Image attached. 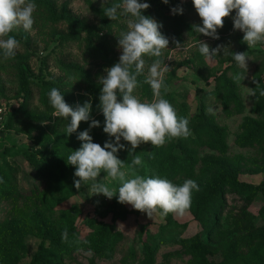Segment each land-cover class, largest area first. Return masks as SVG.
I'll return each instance as SVG.
<instances>
[{
  "label": "rangeland",
  "instance_id": "rangeland-1",
  "mask_svg": "<svg viewBox=\"0 0 264 264\" xmlns=\"http://www.w3.org/2000/svg\"><path fill=\"white\" fill-rule=\"evenodd\" d=\"M186 1L192 2L183 0ZM32 2L37 7L31 32L20 28L10 33L20 47L15 60L0 61V106L6 107L8 118L16 114L21 95L15 68L21 66L34 83L55 80L69 105L75 107L91 101V118L99 121L100 126L90 129L91 120L81 122L77 132L69 136L65 132L68 121L52 116L53 108L40 104L37 89L33 87L28 110L47 120L27 121L19 113L12 118L10 128L0 132V165L16 171L22 193L0 199V234L12 227L5 237L8 246L15 236L22 239L24 252L18 264H27L36 252L41 242L40 232L64 226L68 220L74 222L85 244L64 255L60 264H189L192 259L189 246L175 242L174 238H190L200 230L190 209L183 216L154 214L149 218L146 213L124 204L131 214L117 224V230L126 237L119 247L113 252L95 254L86 243L100 222H110V216L102 219L100 214L111 202L118 201V196L109 200L102 194L92 195L86 185L77 189L75 168L68 165L66 159L81 147L77 139L81 131L89 130L93 142L101 146L108 140L103 132L104 117L89 90L97 87L101 92L99 80L106 76L105 69L119 61L118 37L127 30V19L119 16L106 30H101L100 19L92 11L103 9L101 0ZM141 2L150 4L143 14L158 23L159 16L172 13L167 9L168 4L163 7L162 0ZM120 3L122 0H104L103 6ZM71 21L100 31L96 35L79 31L75 36L69 27ZM186 21L193 33H184V38L178 41L181 47H176L177 40L165 35L169 45L159 59L169 68L164 75L168 91L162 88L161 95L173 105L178 117L188 119L191 135L186 139H173L158 148L150 143L141 144L130 155L131 146L121 140L125 149L118 152V158L125 162L126 156L140 155L143 165L137 166L138 174L167 178L176 185L191 179L198 187L203 186L221 167L236 170L241 182L255 186L264 184V95H261L264 92V44L249 49L243 42V32L233 30L231 16L225 18L223 28L218 29L219 39L195 32L193 26L202 24L195 10L188 13ZM160 31L165 33L163 27ZM199 40L208 43L210 50L222 46L220 52L206 59L199 53ZM236 52H247V69L234 61ZM144 59L142 76L145 79L156 58L145 56ZM237 74L244 79L235 81L233 77ZM134 94L142 102L153 99L150 85L148 90L138 87ZM26 130L32 131L25 133ZM47 138L61 139L62 147L51 146ZM48 151H53L57 169H51L49 182L45 184L35 177L27 158L33 155L39 160ZM105 175L101 172L98 179L102 180ZM109 186L119 187L117 182ZM224 200L226 205L212 237L214 247L221 248L231 238L244 239L252 245L245 244L240 249L243 264H264V196L258 194L247 202L226 190ZM169 216L179 226L166 225ZM139 231L166 238L157 245L151 261L143 254ZM133 248L135 256L130 253ZM220 258V254L214 257L215 260Z\"/></svg>",
  "mask_w": 264,
  "mask_h": 264
},
{
  "label": "clouds",
  "instance_id": "clouds-1",
  "mask_svg": "<svg viewBox=\"0 0 264 264\" xmlns=\"http://www.w3.org/2000/svg\"><path fill=\"white\" fill-rule=\"evenodd\" d=\"M162 2L168 4L169 0ZM192 4L202 22L193 26L195 32L219 39L218 29H222L225 18L231 16L233 30L243 32V42L249 49L264 44V0H192ZM101 5L103 14L111 21L125 17L127 30L118 37L119 61L105 69L106 76L99 80L102 88L98 108L104 117L103 132L108 140L101 146L93 142L89 130L79 132L77 139L81 141V147L66 159V163L75 168L74 176L78 179L74 185L77 189L86 185L92 195L102 194L109 200L118 196V203L131 205L149 218L154 214L183 216L190 209L193 190H199L195 181L188 179L182 185H176L167 178L145 177L137 172V166L143 165L140 155H133L128 165L117 155L125 149L121 140L131 146L130 155L141 144L150 143L158 148L173 139H186L191 135L188 119L178 117L173 105L161 95L162 88L168 91L164 75L169 68L159 58L168 48L169 39L160 31L162 24L143 14L150 7L147 2L122 0L120 4L104 7V0H101ZM36 7L32 0H0V56L4 60L14 58L20 47L19 41L10 33L20 28L31 32ZM171 12L182 14L183 8L177 6ZM181 46L177 41L176 47ZM221 47L218 45L210 50L208 43L198 41L199 53L209 60L220 52ZM145 56L156 58L143 81L151 87L153 99L150 102H142L134 94L140 86L138 77L143 74ZM233 59L239 67L247 69V52L233 53ZM233 79L239 82L244 77L237 74ZM48 101L54 110L52 116L68 121L65 132L69 136L77 132L81 122L91 120L90 129L100 126L99 121L91 118V101L73 107L57 88L50 90ZM101 172L106 175L99 180ZM112 182H117L119 187H110ZM61 239L63 242L68 240L66 228Z\"/></svg>",
  "mask_w": 264,
  "mask_h": 264
},
{
  "label": "trees",
  "instance_id": "trees-1",
  "mask_svg": "<svg viewBox=\"0 0 264 264\" xmlns=\"http://www.w3.org/2000/svg\"><path fill=\"white\" fill-rule=\"evenodd\" d=\"M177 6L183 8L182 14L173 15L171 13L167 16H159V23L162 24L164 28V35L174 40L181 41L184 38V33H193V30L186 21V16L191 11H194L195 8L191 1L181 2L179 0H170L167 9L171 10ZM163 7H165V3ZM92 11L100 19V29L106 30L111 20L103 14V9H92ZM69 27L71 33L75 36L79 31L95 35L98 30L100 31V29L96 30L75 21H71ZM2 60L4 59L0 56V61ZM8 60L13 61L15 57ZM15 69L19 78L21 102L13 117L22 113L23 120H34L37 123L45 122L47 120L46 118L36 116L34 112L28 110L34 93L33 87L37 89L40 104L44 107H50L48 93L52 88H57L62 94L61 86L57 85L58 83L53 79L42 82L41 84L34 83L29 80L28 73L21 66ZM138 80L140 81L139 88L145 90L149 89V85L143 83L144 78L142 75L138 77ZM89 91L93 95L94 101L99 104L100 90L97 87H92ZM8 117V110L6 109V121L3 131L9 129L11 126L10 122L13 117ZM31 131L32 130H26L25 133H31ZM47 141L51 146L62 147L63 145V143L60 142L61 139H57L56 141L55 139L52 140L51 138H47ZM221 145L222 148L223 144ZM52 155L53 151H48L46 155L42 154L39 160L33 155L27 158L28 164L33 169L35 177L41 183L47 184L49 182L48 177L52 170L57 169V162ZM131 159L130 156H126L125 163H129ZM15 173V170L0 165V199L22 194L19 191V186L17 184L18 180L15 177ZM226 190L237 194L247 202H251L258 194L264 196L263 183L255 186L241 182L238 180V172L236 170H230L225 167L219 168L203 186L199 187L198 191L193 190L190 211L195 221L198 223L200 230L190 238H179L178 236L174 238L175 242L189 246L192 256L189 264H243L240 249L243 245H250L252 242H246L244 239L231 238L221 248H215L212 241V237L219 225L220 212L226 205L224 200V193ZM130 214L131 212L125 208L124 204H120L118 201L111 202L106 209L101 212V218L105 219L110 216V222H100L95 231L87 237L86 243L93 253L101 254L106 251L113 252L119 247L120 242L125 240L126 237L117 230V224L119 222H124ZM166 222L168 226H179V224L172 221L170 216L167 217ZM65 228L68 232L67 242H63L61 239V234ZM10 231H12V227H7L5 232L0 234V264H18L20 256L24 252L22 239L18 238V236L14 237L10 246L6 244L5 237ZM138 236L141 240L143 254L149 257L150 261L159 242L166 240V238L161 236H154L148 232L143 233L142 231L138 232ZM39 237L41 242L27 264H60L64 255L77 250L85 244L80 238L77 227L72 220H68L64 226L57 227L49 232H40ZM130 253L132 256H135L136 252L134 248L131 249ZM218 254L221 255V258L215 260L214 257Z\"/></svg>",
  "mask_w": 264,
  "mask_h": 264
},
{
  "label": "built area",
  "instance_id": "built-area-1",
  "mask_svg": "<svg viewBox=\"0 0 264 264\" xmlns=\"http://www.w3.org/2000/svg\"><path fill=\"white\" fill-rule=\"evenodd\" d=\"M6 121V109L0 106V132L3 131Z\"/></svg>",
  "mask_w": 264,
  "mask_h": 264
}]
</instances>
